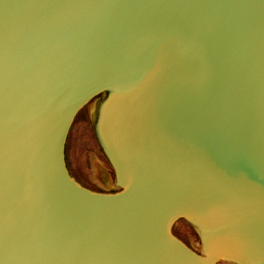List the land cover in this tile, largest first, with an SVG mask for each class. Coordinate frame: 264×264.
Wrapping results in <instances>:
<instances>
[{
	"label": "water",
	"instance_id": "obj_1",
	"mask_svg": "<svg viewBox=\"0 0 264 264\" xmlns=\"http://www.w3.org/2000/svg\"><path fill=\"white\" fill-rule=\"evenodd\" d=\"M96 96L113 191L65 162ZM220 260L264 264V0H0V264Z\"/></svg>",
	"mask_w": 264,
	"mask_h": 264
},
{
	"label": "rangeland",
	"instance_id": "obj_2",
	"mask_svg": "<svg viewBox=\"0 0 264 264\" xmlns=\"http://www.w3.org/2000/svg\"><path fill=\"white\" fill-rule=\"evenodd\" d=\"M100 99V96L94 97L92 100H90L80 111L76 114L74 117L72 124L69 128L67 138H66V145L67 149L70 148V146L75 145L76 142L78 144H82V141H86L84 138V131H86V135L90 137L91 141L94 145H96V153H99V156L101 160L105 163L106 169L108 173L110 174V178H112V181L110 179V183H104L103 181L100 182V184L93 178L92 176L94 174V170L91 169V164H86L85 166L79 167L74 165L73 161L70 159L68 155V166L70 172L76 177V179L86 187H89L96 191H113L116 189L111 182H113V171L106 160L105 156L101 151L99 150V147H97L95 134L93 130V123H94V113L96 111L97 103ZM85 143V144H86ZM87 150V149H86ZM88 154H91V149L87 150ZM111 184V186H110ZM172 233L179 238L181 241H183L188 247H190L192 250L200 253L201 251V242L200 237L197 232V230L185 219H178L174 222L172 225ZM216 264H232L225 260H220Z\"/></svg>",
	"mask_w": 264,
	"mask_h": 264
},
{
	"label": "crops",
	"instance_id": "obj_3",
	"mask_svg": "<svg viewBox=\"0 0 264 264\" xmlns=\"http://www.w3.org/2000/svg\"><path fill=\"white\" fill-rule=\"evenodd\" d=\"M83 139H86L88 143H86V141L85 142L82 141V144L81 143L78 144V142H76V144L75 145L72 144V146H70L69 149H67V145L65 142L64 153H65V162H66V166H67L68 170H69V166H68L67 160H68V155H69L70 159L73 161L74 165H76V166L82 167V166H85L86 164L87 165L91 164V166H92L91 169L94 170L92 180L94 178L99 184L101 181L109 184L110 179L112 181V178H110V174L108 173V171L106 169V165L101 160V158L99 156L100 152L96 153V151H95L96 145H94L93 142L91 141L90 137H88V135H86V131H84V138ZM96 143H97V147H99V150L101 151V153H103L102 150L100 149V146H99L97 140H96ZM86 149L87 150L91 149L92 153L88 154ZM69 172H70V170H69ZM71 175L76 179V177L72 173H71Z\"/></svg>",
	"mask_w": 264,
	"mask_h": 264
}]
</instances>
